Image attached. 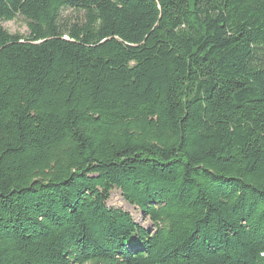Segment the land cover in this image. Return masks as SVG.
Segmentation results:
<instances>
[{
    "label": "trees",
    "instance_id": "1",
    "mask_svg": "<svg viewBox=\"0 0 264 264\" xmlns=\"http://www.w3.org/2000/svg\"><path fill=\"white\" fill-rule=\"evenodd\" d=\"M0 264H264V0H0Z\"/></svg>",
    "mask_w": 264,
    "mask_h": 264
},
{
    "label": "rangeland",
    "instance_id": "2",
    "mask_svg": "<svg viewBox=\"0 0 264 264\" xmlns=\"http://www.w3.org/2000/svg\"><path fill=\"white\" fill-rule=\"evenodd\" d=\"M63 17L69 21H75L77 17L79 18V16H77V14L73 11H65L63 13ZM3 27L10 34H19V35L27 36L29 33L28 24L26 20H24L22 17H18L16 20L12 22L3 23ZM107 206L109 208L119 209L130 213L138 223H140L142 226L148 229L153 227L150 220L144 217L140 212V210H138L136 207L126 202L121 191L117 189L112 191L111 198L108 201Z\"/></svg>",
    "mask_w": 264,
    "mask_h": 264
}]
</instances>
